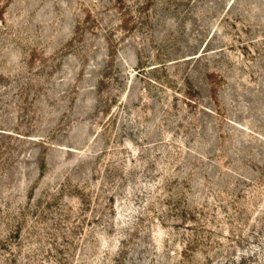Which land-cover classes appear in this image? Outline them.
<instances>
[{
  "label": "rangeland",
  "instance_id": "obj_1",
  "mask_svg": "<svg viewBox=\"0 0 264 264\" xmlns=\"http://www.w3.org/2000/svg\"><path fill=\"white\" fill-rule=\"evenodd\" d=\"M0 264H264V0H0Z\"/></svg>",
  "mask_w": 264,
  "mask_h": 264
}]
</instances>
